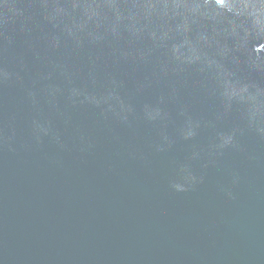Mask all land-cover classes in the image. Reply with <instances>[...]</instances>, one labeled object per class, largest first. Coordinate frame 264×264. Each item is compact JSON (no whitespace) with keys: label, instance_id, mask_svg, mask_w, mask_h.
<instances>
[{"label":"water","instance_id":"95a60500","mask_svg":"<svg viewBox=\"0 0 264 264\" xmlns=\"http://www.w3.org/2000/svg\"><path fill=\"white\" fill-rule=\"evenodd\" d=\"M0 264H264V0H0Z\"/></svg>","mask_w":264,"mask_h":264}]
</instances>
